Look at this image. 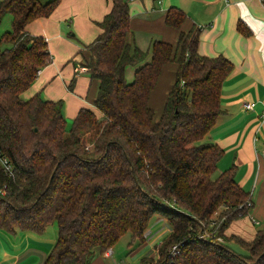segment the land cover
<instances>
[{
  "label": "trees",
  "instance_id": "obj_1",
  "mask_svg": "<svg viewBox=\"0 0 264 264\" xmlns=\"http://www.w3.org/2000/svg\"><path fill=\"white\" fill-rule=\"evenodd\" d=\"M59 2L0 1V24L11 16V30L0 35V230L42 234L56 222L43 264H90L126 233L142 245L157 214L170 233L140 264H264V226L249 241L224 234L246 216L242 205L250 196L237 184L234 166L214 176L223 151L203 142L222 113L221 88L232 62L200 55V31H181L186 15L177 8L164 17L178 31L175 45L154 41L149 51L132 48L129 0H109L100 32L82 46L88 57L77 64L98 81L94 110L81 108L69 125L62 101L22 98L52 60L46 40L26 26L49 17ZM170 63L173 82L155 119L150 94ZM127 67H137L130 83ZM217 211L225 216L218 233L223 242L199 240L200 232L211 231ZM174 245L179 253L172 258Z\"/></svg>",
  "mask_w": 264,
  "mask_h": 264
},
{
  "label": "crops",
  "instance_id": "obj_2",
  "mask_svg": "<svg viewBox=\"0 0 264 264\" xmlns=\"http://www.w3.org/2000/svg\"><path fill=\"white\" fill-rule=\"evenodd\" d=\"M128 6L131 32L127 42L132 48L149 51L154 41L175 45L178 31L168 27L164 17L169 8H177L186 15L180 30L196 26L200 31V55H223L232 62L234 68L221 88L222 113L203 142L222 149L218 172L234 166L235 180L251 200L246 216L232 221L224 234L251 240L264 226V0H129ZM109 9V0H60L49 17L26 26L30 34L46 40L52 60L22 94L23 99L40 94L45 100L62 101L68 124L81 108L94 110L98 81L78 71L75 64L88 57L82 46L96 38L97 23ZM239 24L250 31L248 36L238 32ZM245 103H253V109L246 110ZM157 216L148 223L154 237L165 224ZM56 237L47 229L42 234L0 230V264H43ZM139 249L132 259L155 255L145 244ZM95 259L91 264H104Z\"/></svg>",
  "mask_w": 264,
  "mask_h": 264
},
{
  "label": "rangeland",
  "instance_id": "obj_3",
  "mask_svg": "<svg viewBox=\"0 0 264 264\" xmlns=\"http://www.w3.org/2000/svg\"><path fill=\"white\" fill-rule=\"evenodd\" d=\"M50 0H40L41 3H46ZM11 16L9 14H6L3 19L2 22L0 24V35L2 33H4L5 31H10L11 30V23L10 20ZM79 39H76V41H78ZM146 49H144L145 51ZM148 61H149V55H148ZM75 67L77 68V64H75ZM129 68V67H128ZM128 68L125 70V79L128 83L132 82L133 77H134V71L136 68L130 67L129 69L132 68V76H130L128 74L129 70ZM84 72V71H83ZM174 65L172 63L166 65L161 73V76L158 80V83L155 87V89L152 91V93L150 94V98H149V106L151 107V109L154 112V117L155 119H159V117L161 116L162 113V109L164 106V102L167 96V92L169 91V88L173 82V78H174ZM132 78V79H131ZM131 79V81H129ZM23 98V97H22ZM70 125V124H69ZM218 170L216 171V173L214 174V176H217L218 174ZM159 219H161L165 224L163 228L166 229H162L160 231L163 232L162 234H158L157 236H152L151 237V244L150 242H144L143 244H145L146 246H148V250H150L151 248H153V244L156 243L158 241L157 244H159L162 240H164V238H166V236L169 234L170 231V226L168 224H166V220L161 217V216H157ZM155 220H157V218H155ZM152 223V220L151 222ZM48 232L54 231L55 232V236H57V224L56 222H54L53 224H51L50 226H48L47 228ZM150 230L147 227L144 230V233H149ZM233 235V234H231ZM230 236V235H229ZM237 236V235H236ZM155 238V239H154ZM145 239V237H144ZM152 239H154L152 241ZM138 241H133L130 233H126L124 235H122L119 240L117 241V243L115 244V246H113L111 249L113 251V254H111L110 257L108 258H104L103 255L102 256H95V258L97 260H102L104 264H140V261L142 258H145L146 256H141L138 257L137 259H132L136 254H139L141 252L142 249H139L140 246L138 244ZM228 248L231 249L234 253L244 256L246 255V252L240 248L238 245L234 244V243H229ZM153 251V250H152ZM155 252V251H153ZM153 254V253H152ZM100 257V258H99ZM94 258V259H95ZM99 258V259H98ZM95 259V260H96ZM91 264V263H90Z\"/></svg>",
  "mask_w": 264,
  "mask_h": 264
},
{
  "label": "built area",
  "instance_id": "obj_4",
  "mask_svg": "<svg viewBox=\"0 0 264 264\" xmlns=\"http://www.w3.org/2000/svg\"><path fill=\"white\" fill-rule=\"evenodd\" d=\"M40 73V71L37 72V76L38 74ZM36 76V77H37ZM254 107V104L253 103H245L244 104V108L246 110H251L253 109ZM263 156H264V152H263ZM3 164H5V160L2 161ZM8 166L5 168L7 170ZM242 206H244L246 209L250 208L251 206V201L250 200H247L246 203H244ZM241 207V206H240ZM225 219V216H220V213L219 211L215 212L213 214V216L211 217V220L209 222V227L211 228V231L208 232V234H205L203 232H200V234L198 235V239L199 240H204L205 238H209V239H215L217 242L219 243H222L223 240L222 238L218 235L219 233V229L221 227V224H222V221H224ZM255 223V221H253ZM163 226H161V230L162 229H166V228H163ZM167 230V229H166ZM163 233V232H162ZM170 233V231H169ZM144 237H145V242H150V244L152 243L151 242V237L152 235L149 234V233H145L144 234ZM155 244V243H154ZM153 244V245H154ZM158 244H156L155 246H153V249L155 250V247L157 246ZM179 245H174L172 246L171 250H170V257L174 258L176 255H178L179 253ZM156 251V250H155ZM112 254V251L111 249H108L103 255L109 257L111 256ZM155 256V255H154ZM145 264H152L151 262H146Z\"/></svg>",
  "mask_w": 264,
  "mask_h": 264
},
{
  "label": "water",
  "instance_id": "obj_5",
  "mask_svg": "<svg viewBox=\"0 0 264 264\" xmlns=\"http://www.w3.org/2000/svg\"><path fill=\"white\" fill-rule=\"evenodd\" d=\"M262 256H263V255H262ZM262 256H261V257H262ZM261 257H260V258H261ZM260 258H259V259H260Z\"/></svg>",
  "mask_w": 264,
  "mask_h": 264
}]
</instances>
